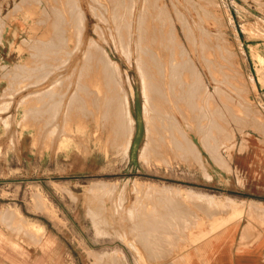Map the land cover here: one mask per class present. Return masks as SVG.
Masks as SVG:
<instances>
[{
  "label": "rangeland",
  "instance_id": "1",
  "mask_svg": "<svg viewBox=\"0 0 264 264\" xmlns=\"http://www.w3.org/2000/svg\"><path fill=\"white\" fill-rule=\"evenodd\" d=\"M120 1L0 0V264H203L223 240L220 234L226 224L264 225V209L247 210L250 203L264 205V95L256 86L251 60L256 45L264 44V0ZM50 6L61 9L56 11L57 16L46 13ZM146 10L151 13L144 15ZM61 13L73 14L72 23L64 21V27ZM48 27L58 29L53 30L55 33L65 29L60 36L67 39L66 49L59 45L51 50L49 40L54 33L51 35ZM89 42L97 46L95 50L89 48L90 54L107 58L113 67L111 71L109 63L100 66L94 62L85 79L80 77V66ZM42 45L54 53L46 51V55ZM65 51L71 57H65ZM103 66L111 71L113 80L101 77ZM171 66L179 68L177 73L182 77L170 79V72H175L170 71ZM146 74H159L160 78L149 84L154 94H161V104L170 108L171 123L165 129L160 119L165 115L163 105L156 111L149 109L153 129L147 128L142 94ZM44 75L46 84L41 81ZM35 76L39 77L36 81ZM30 79L33 84H29ZM75 85L82 86L78 93H74ZM177 85L182 87L171 93ZM49 89L54 91L51 95ZM108 94L117 97L120 106L127 100L130 103L119 121L126 122L130 114L135 122L125 159L114 137L118 110L106 101ZM170 94L175 102L185 94L181 104L187 100L195 107L191 128L182 123V117L190 114L185 106L182 112L171 110L173 104L167 100ZM55 102H60L59 108H53ZM70 103L73 109L68 107ZM178 120L186 130V143L195 150L184 153L178 148L177 142L184 141L175 136L180 130ZM122 133H128L126 127ZM148 133L155 137L149 140L158 150L155 148L150 160L143 162L140 150ZM135 182L154 186L137 187ZM101 183L107 187L94 190V185ZM37 191L48 200L46 210L33 204L32 196ZM207 195L226 203L231 200L240 209L230 211L219 206L209 210L208 205L194 199ZM137 199L140 203L136 205ZM7 211L41 226L40 241L34 242L19 225L13 228L4 219ZM197 217L204 224L196 221ZM216 219V224L223 227L215 234L216 243L207 246L206 240L197 242L190 237L208 229ZM149 221L156 223L157 229Z\"/></svg>",
  "mask_w": 264,
  "mask_h": 264
},
{
  "label": "bare ground",
  "instance_id": "2",
  "mask_svg": "<svg viewBox=\"0 0 264 264\" xmlns=\"http://www.w3.org/2000/svg\"><path fill=\"white\" fill-rule=\"evenodd\" d=\"M26 1V0H25ZM27 1H29V0H27ZM109 1V0H108ZM111 1V0H110ZM117 1V0H116ZM122 1V0H121ZM120 1V2H121ZM128 1V0H127ZM134 1V0H133ZM204 1V0H203ZM259 1V0H258ZM34 2V1H33ZM113 2H114V0H113ZM130 2V1H129ZM132 2V1H131ZM135 2V1H134ZM146 2V1H145ZM189 2V1H188ZM61 3V2H60ZM70 3V2H69ZM117 3V2H116ZM122 3V2H121ZM124 3V2H123ZM133 3V2H132ZM187 3V2H186ZM209 3V2H208ZM212 3V2H211ZM210 3V4H211ZM21 4V3H20ZM53 4V3H52ZM127 4V3H126ZM181 4V3H180ZM200 4V3H199ZM17 5V4H16ZM78 5V4H77ZM114 5V4H113ZM153 5V4H152ZM201 5V4H200ZM209 5V4H208ZM121 6V5H120ZM123 6V5H122ZM143 6V5H142ZM147 6V5H146ZM145 6V7H146ZM151 6V5H150ZM193 7H194V5H192ZM69 7V6H68ZM67 7V8H68ZM124 7V6H123ZM130 7V6H129ZM136 7V6H135ZM148 7L149 6H147L146 8L148 9ZM199 7V6H198ZM55 8L56 7H52V6H50V7H48V11H46V13H54L55 15L56 14H58L57 12H59V10H61V9H59V10H57L59 7H57L56 8V10H55ZM126 8H128V7H126ZM132 8V7H131ZM134 8V7H133ZM206 8V7H205ZM15 9H17V8H15ZM70 9V8H69ZM123 9H125V8H123ZM156 9V8H155ZM170 9H173V8H170ZM184 9V8H183ZM111 10H112V8H111ZM134 10V9H133ZM143 10V9H142ZM203 10V9H202ZM57 11V12H56ZM68 11V10H67ZM129 11H131V9L129 10ZM140 11V10H139ZM144 11H145V9H144ZM147 11V10H146ZM43 12V11H42ZM41 12V13H42ZM61 12V11H60ZM113 12V11H112ZM123 12H124V10H123ZM132 12V11H131ZM150 12V11H149ZM148 11L147 12H143L144 13V15H145V13H149ZM175 12H177L176 10H175ZM188 12V11H187ZM207 12V11H206ZM40 13V14H41ZM151 13V12H150ZM156 13V12H155ZM203 13V12H202ZM180 14V13H179ZM61 15H62V13H61ZM61 15H59V18H58V20L60 19L61 20ZM63 15H64V13H63ZM62 15V16H63ZM69 15V14H68ZM66 16V15H64V18L62 19V21H58L59 23H60V25H61V22L63 23V25H64V21H66V23L68 24V22H71L72 23V19H73V17H75L73 14H71L70 13V16ZM148 15V14H147ZM156 15V14H155ZM154 15V16H155ZM181 15V14H180ZM204 15V14H203ZM57 16V15H56ZM197 16V15H196ZM54 17V16H53ZM144 17V16H143ZM147 17V16H146ZM145 17V18H146ZM152 17V16H151ZM190 17V16H189ZM57 17H55L54 19H56ZM142 18V17H141ZM153 18V17H152ZM151 18V19H152ZM179 18V17H178ZM199 18V17H198ZM204 18V17H203ZM146 19H148V18H146ZM141 20V19H140ZM149 20V19H148ZM205 20V19H204ZM53 21V20H52ZM52 21H50V22H52ZM145 21V20H144ZM183 21V20H182ZM40 22H43V21H41L40 20ZM55 22V21H54ZM53 22V23H54ZM168 22V21H167ZM179 22V21H178ZM186 22V21H185ZM200 22V21H199ZM65 23V25H64V27L67 25ZM142 23H143V21H142ZM154 23V22H153ZM158 23V22H157ZM169 23V22H168ZM201 23V22H200ZM144 24V23H143ZM145 24H148L147 22L145 23ZM159 24V23H158ZM157 24V25H158ZM177 24V23H176ZM181 24V23H180ZM186 24H187V22H186ZM194 24H196V23H194ZM198 24V23H197ZM57 25H59V24H56V26ZM72 25V24H71ZM70 25V26H71ZM172 25V24H171ZM184 25V24H183ZM183 25H181V26H183ZM49 26H51L50 25V23H49ZM75 27H76V25H74ZM136 26V25H135ZM156 26V25H155ZM160 26V25H159ZM167 26V25H166ZM197 26V25H196ZM52 27H53V25H52ZM55 27V26H54ZM60 27V26H59ZM63 27V28H64ZM143 27V26H142ZM147 27H148V25H147ZM161 27V26H160ZM174 27V26H173ZM188 27H189V25H188ZM49 28V27H48ZM62 28V27H61ZM140 28V27H139ZM138 28V29H139ZM145 28V27H144ZM169 28V27H168ZM182 28H184V27H182ZM203 28V27H202ZM51 28H49V30H50ZM56 28H54L53 30L54 31H57V30H55ZM187 29H189V28H187ZM48 30V29H47ZM48 30V32H50L51 31V35H53V33H54V35H53V37L52 36H50V37H52V39L51 40H49V41H51L52 43H51V46H52V48H51V50H53L54 51V48L55 47H58L59 45L60 46H63L62 48H64L65 47V49H66V45H67V39L65 38V36H64V38H62V36H60V33L62 32V30H59V32L60 33H55L53 30H50L49 31ZM146 30V29H145ZM184 30H186V28L184 29ZM197 30H200V28L199 29H197ZM202 30V29H201ZM64 31H65V29H64ZM64 31L62 32V33H64ZM139 31H140V29H139ZM144 31V30H143ZM150 31V30H149ZM168 30H166V32H167ZM146 32V31H145ZM192 32V31H191ZM203 32H205V31H203ZM203 32H201V33H203ZM61 33V34H62ZM139 33V32H138ZM147 33V32H146ZM150 33V32H149ZM184 33V32H183ZM186 33H188L189 34V31L188 32H186ZM207 33H209V32H207ZM206 33V34H207ZM41 34V33H40ZM148 34V33H147ZM151 34V33H150ZM154 34V33H153ZM152 34V35H153ZM190 34H192V33H190ZM205 34V33H204ZM50 35V34H49ZM152 35H150L151 37H152ZM185 35V34H184ZM187 35V34H186ZM140 37H141V35H139ZM147 36V35H146ZM202 36V35H201ZM206 36V35H205ZM33 37V36H32ZM42 37V36H41ZM45 37V36H44ZM150 37V38H151ZM160 37V36H159ZM187 37V36H186ZM185 37V38H186ZM189 37H190V35H189ZM195 37V36H194ZM194 37H192V38H194ZM139 38V37H138ZM145 38V37H144ZM154 38H156V37H154ZM154 38H152V39H154ZM161 38V37H160ZM164 38V37H163ZM202 38V37H201ZM141 40H142V38H140ZM146 39V38H145ZM176 39V38H175ZM187 39V38H186ZM136 40V39H135ZM139 40V39H138ZM140 40V41H141ZM151 40V39H150ZM157 40V39H156ZM166 40V39H165ZM143 41V40H142ZM146 41V40H145ZM170 41V40H169ZM196 41V40H195ZM210 41V40H209ZM144 42V41H143ZM158 42V41H157ZM26 43V42H25ZM91 43V44H90ZM93 42H89V46L87 47V45H86V48H87V51L85 50V51H83L84 53V55H83V57H82V60H81V58H80V60L82 61L81 63H82V66H80V68H81V74L80 75H82V76H80L81 78H84L85 77V79H86V76H87V74H86V72L87 73H89L90 74V69H91V67L93 68L94 67V62H98V64L99 63H101V65L100 66H102L104 63H109V64H107V66H108V69H110L111 70V67H113L112 66V62L110 63V61L109 60H106L107 58L104 56V58H106L105 60L104 59H102L101 57H99V59H97L96 58V56H94V55H91L92 54V52H91V48L92 47H94V46H96V45H93L92 44ZM140 43V42H139ZM148 43V42H147ZM207 43V42H206ZM222 43V42H221ZM42 44H44V42L42 43ZM136 44V43H135ZM153 44H155V43H153ZM160 44V43H159ZM169 44V43H168ZM189 44V43H188ZM204 44H205V42H204ZM204 44L202 45V46H204ZM47 46L49 45V43H47L46 44ZM45 45V46H46ZM65 45V46H64ZM93 45V46H92ZM207 45V44H206ZM43 46V45H42ZM55 46V47H54ZM213 46H215V45H213ZM97 47V46H96ZM96 47H94V48H92V49H94L95 50V48ZM144 47V46H143ZM156 47V46H155ZM178 47V46H177ZM207 47V46H206ZM45 47L43 46V49H44ZM47 48V47H46ZM50 48V47H49ZM48 48V49H49ZM62 48H61V50H62ZM90 48V49H89ZM214 48V47H213ZM56 49V48H55ZM65 49H63V50H65ZM138 49V48H137ZM141 49H142V47H141ZM154 49H156V48H154ZM174 49V48H173ZM172 49V50H173ZM175 49H176V47H175ZM180 49V48H179ZM200 49H201V47H200ZM207 49V48H206ZM217 49H219V48H217ZM230 49V48H229ZM45 50V52L44 53H46V55H47V52H48V54H51V53H49V52H52V51H47L46 49H44ZM68 50V49H67ZM66 50V51H67ZM97 50V49H96ZM99 50V49H98ZM149 50H151V49H149ZM163 50H164V48H163ZM225 50V49H224ZM36 51H39V50H35V52ZM40 51H42V50H40ZM47 51V52H46ZM66 51H65V53H66ZM69 51V50H68ZM93 51V50H92ZM100 51V50H99ZM141 51V50H140ZM153 51V50H152ZM162 51V50H161ZM202 51H203V49H202ZM201 51V52H202ZM71 52V51H70ZM90 52H91V54H90ZM148 52V51H147ZM151 51H149V53H150ZM169 52H170V50H169ZM37 53V52H36ZM52 53H54V52H52ZM87 53H89V54H87ZM103 53V52H102ZM101 53V56L103 55ZM180 53V52H179ZM228 53V52H227ZM94 54V53H93ZM97 54V53H96ZM143 54H144V52H143ZM203 54V53H202ZM205 54V53H204ZM66 55H67V53L65 54V57H66ZM69 55V54H68ZM67 55V56H68ZM154 55H156V54H154ZM160 55V54H159ZM226 55V54H225ZM70 56V55H69ZM142 56V55H141ZM147 56H149V55H147ZM146 56V57H147ZM219 56H221V55H219ZM33 57V56H32ZM71 57V56H70ZM150 57H154L153 55H151ZM149 57V58H150ZM101 58V59H100ZM139 58V57H138ZM160 58V57H159ZM166 58V57H165ZM205 58V57H204ZM203 58V60H205ZM43 59H45L44 57H43ZM67 59V58H66ZM110 59V58H109ZM170 59V58H169ZM221 59H223V57L221 58ZM105 62H104V61ZM152 61H153V59H151ZM154 60H155V58H154ZM171 60V59H170ZM216 60V59H215ZM224 60V59H223ZM222 60V61H223ZM232 60V59H231ZM230 60V61H231ZM33 61H34V58H33ZM137 61V60H136ZM158 61V60H157ZM201 61V60H200ZM139 62V61H138ZM80 63V64H81ZM140 63V62H139ZM149 63V62H148ZM153 63V62H152ZM151 63V64H152ZM203 63V62H202ZM208 63V62H207ZM210 63V62H209ZM226 63V62H225ZM136 64V63H135ZM145 64V63H144ZM150 64V63H149ZM154 64V63H153ZM152 64V65H153ZM50 65V64H49ZM90 65V66H89ZM106 65V64H105ZM111 65V66H110ZM142 65V64H141ZM156 65H157V63H156ZM156 65H154V67H155V69L157 70V68H158V66L156 67ZM230 65V64H229ZM21 66V65H20ZM34 66V65H33ZM38 66V65H37ZM62 66V65H61ZM70 66V65H69ZM77 66H79V64L77 65ZM109 66H110V68H109ZM144 66V65H143ZM146 66V65H145ZM151 66V65H150ZM177 66V65H176ZM17 67V66H16ZM51 67V66H50ZM59 68V66H55V69L56 68ZM89 67H90V69H89ZM97 68H98V65L96 66ZM151 67H153V66H151ZM171 67H173V68H170V71H174L175 70V72H170L171 74L169 75V77H170V79H172V80H176V79H179L178 77L180 76V77H182V75H180L181 73H177V70L179 69V68H175L174 66H171ZM178 67V66H177ZM15 68V67H14ZM36 68V67H35ZM34 68V69H35ZM44 68V67H43ZM42 68V69H43ZM46 69L47 68H49L48 66H46L45 67ZM53 68H54V66H53ZM62 68V67H61ZM71 68V67H70ZM69 68V69H70ZM103 72L101 73V77L103 78V79H105V78H107V79H109L110 78V80L112 79L111 77H112V74L110 75V73H111V71L110 70H108V69H106V67H104L103 66ZM149 68V67H148ZM214 68V67H213ZM216 68V67H215ZM17 69V68H16ZM26 69V68H25ZM40 69V68H39ZM39 69H38V71L37 72H41V71H39ZM73 69V68H72ZM77 69V68H76ZM101 69H102V67H101ZM227 69V68H226ZM24 70V69H23ZM37 70V69H36ZM35 70V71H36ZM41 70V69H40ZM47 70H49V69H47ZM51 70H53V69H51ZM57 70V69H56ZM98 70V69H97ZM141 70V69H140ZM7 71H10V70H7ZM12 71V70H11ZM10 71V72H11ZM15 71V70H14ZM30 71V69L28 70V72ZM32 71V70H31ZM30 71V72H31ZM54 71V70H53ZM52 71V72H53ZM72 71V70H71ZM73 71H74V69H73ZM92 71V70H91ZM95 71H96V68H95V70H94V73H95ZM142 71V70H141ZM144 71V70H143ZM143 71L142 72H140L141 73V77L142 78H144L143 76H144V73H143ZM158 71V70H157ZM36 72V73H37ZM44 72H46L45 71V69H44ZM99 72V71H98ZM19 73V72H18ZM42 73H43V70H42ZM93 73V72H92ZM97 73V72H96ZM7 74V73H6ZM31 74V73H30ZM34 75H35V73H33ZM39 74H41V73H39ZM39 74H36V75H39ZM56 74V73H55ZM55 74L53 75V76H55ZM58 74V73H57ZM60 74V73H59ZM51 75H52V73H51ZM51 75H49V77L51 76ZM94 75V74H93ZM96 75V74H95ZM97 75H99V74H97ZM3 76L5 77V73L3 74ZM12 76H14V75H12ZM30 76H32V75H30ZM40 76V75H39ZM43 76V75H42ZM57 76V75H56ZM100 76V75H99ZM2 77V76H1ZM48 77V78H49ZM58 77H59V75H58ZM88 77V76H87ZM157 77L158 78H160L159 77V74H154V75H152V76H150L149 74H146V76H145V80H146V83H145V87H144V93H142V94H144V102H145V107H143L144 108V115H145V119L147 118L148 120H147V123H146V125H147V128L149 127V126H151V124L153 123L152 121H149V115H147V114H149L148 112H150L151 110L153 111V110H159L160 108L159 107H161V105H163V109H162V111H164V112H162V114L163 113H165V115H164V117H160V119H161V121H163V129H165L167 126H169L170 125V119H169V116H172V115H170L171 113L169 112V110H170V108H168V107H170L169 106V103L171 102L173 105H172V108H171V110L173 109V108H175V109H177L178 111H180V112H182L181 111V107H183V106H185V108H184V110L185 111H187L188 113H190V114H187V116H185V118L183 119V117H182V120H183V124H186L185 126H186V128H191L192 127V124H191V122H192V119H193V112H195V107L194 106H191L190 105V103L186 100V103H184V105H182L181 104V101H185V98H186V95L185 94H183V95H181V99L179 100V101H176L175 102V99H174V97L170 94V96L171 97H169L167 100H168V102L166 101V99L165 98H163V97H165V96H163L162 98L163 99H165V101L167 102V104H168V106H167V108L169 109H166V107H164L165 105L164 104H161V102L163 101V100H161V94H154L153 93V89H152V86L149 84V83H151L150 81H153V79H157ZM13 78V77H12ZM16 78V77H15ZM25 78V77H24ZM27 78H28V75H27ZM29 78H31V77H29ZM35 78H36V76H35ZM34 78V79H35ZM42 78V80L41 81H44L43 83L44 84H46V80H44L45 78H47L46 77V75H44V77H41ZM80 78V79H81ZM141 78V79H142ZM223 78H224V76H223ZM37 79H39V77L37 76V78L35 79V81L37 80ZM91 79H93V78H91ZM213 79V78H212ZM3 80V79H2ZM82 80V79H81ZM81 80H79V78H78V81H81ZM113 80V79H112ZM144 80V81H145ZM19 81V80H18ZM17 81V82H18ZM27 81V80H26ZM31 81V79L29 80V82ZM34 81V82H35ZM38 81H40V80H38ZM41 81H40V83H41ZM56 81V80H55ZM84 81V80H83ZM88 81H89V79H88ZM115 81V80H114ZM144 81H142V83L144 82ZM216 81V80H215ZM16 82V83H17ZM93 82V81H92ZM213 82V81H212ZM225 82V81H224ZM14 83V82H13ZM24 83V82H23ZM26 83H28V82H26ZM39 83V82H38ZM52 83V82H51ZM58 83V82H57ZM87 83V82H86ZM85 83V84H86ZM113 82H111V84H112ZM217 83H219V82H217ZM216 83V84H217ZM19 84V83H18ZM29 84H33L32 82H30ZM44 84H42V85H38V87L39 86H43ZM14 85V84H13ZM219 85V84H218ZM228 85V84H227ZM37 86V85H36ZM36 86L34 87V88H36ZM52 86V85H51ZM75 86H77V90L74 92V93H78V91H79V89H81L82 88V86H78V85H75ZM85 86V85H84ZM179 85H177L176 87H178ZM181 86V85H180ZM254 86V85H253ZM22 87V86H21ZM29 87V86H28ZM182 87V86H181ZM180 87V88H181ZM13 88V87H12ZM33 88V87H32ZM179 87L178 88H174V89H172L171 90V93H172V91L173 90H175V89H180ZM239 88V87H238ZM14 89V88H13ZM20 89V88H19ZM23 89V88H22ZM21 89V90H22ZM29 89H30V87H29ZM52 89H54V88H52ZM52 89H49L48 91H47V93L49 94V95H51L50 93H52ZM55 89H56V87H55ZM76 89V88H75ZM44 90H46V89H44ZM182 90H183V88H182ZM235 90V89H234ZM63 91V90H62ZM67 91V90H66ZM223 91V90H222ZM239 91V90H238ZM16 92V91H15ZM41 92V91H40ZM54 92V91H53ZM68 92V91H67ZM112 92V91H111ZM11 93V92H10ZM18 93V92H17ZM19 93H20V90H19ZM39 93V92H38ZM38 93H36V95L38 94ZM44 93V92H43ZM57 93V92H56ZM59 93V92H58ZM73 93V95H78V94H74ZM182 93H183V91H182ZM219 93V92H218ZM235 93H238V92H236L235 91ZM62 94H63V92H62ZM69 94V93H68ZM71 94V93H70ZM105 94H107V93H105ZM104 94V95H105ZM109 94H110V91H109ZM109 94H108V96H109ZM223 94V93H222ZM226 94V93H225ZM166 95V94H165ZM27 96V95H26ZM38 96V95H37ZM41 96V95H40ZM53 96V95H52ZM112 96H115V95H112ZM143 96V95H142ZM167 96V95H166ZM39 97V96H38ZM194 98V96L192 95V93H190V98ZM33 98V97H32ZM35 99V98H34ZM37 99V98H36ZM57 99V98H56ZM103 99V98H102ZM106 99V97H104V100ZM119 99V98H118ZM239 99V98H238ZM2 100V99H1ZM39 101V100H38ZM56 101V100H55ZM60 101V100H59ZM102 101V100H101ZM106 101L109 103V104H114L116 107H117V110H118V120H116L115 122H113V127H116L115 128V133L114 132H112V135H113V133H114V137L118 140V143H119V145H120V150H121V152H122V156L121 157H123L124 159L125 158H127L128 157V155H129V151H130V145L132 144V138H133V133H134V130H135V122H134V120L131 118V116H130V114H128L127 112H125L126 114H128V117H127V121L126 122H124V121H119V119H120V115H122V113L126 110H128V109H130V103L128 102V100H127V103L125 104V105H123V106H120L119 105V102L117 101V97H107V99H106ZM161 101V102H160ZM239 101V100H238ZM19 102V101H18ZM43 102V101H42ZM34 103V102H33ZM37 103V102H36ZM226 103V102H225ZM51 104V103H50ZM50 104H48V105H50ZM73 104V103H72ZM71 103H70V105L68 106L70 109L72 108L73 109V107H75L74 105H72ZM182 105V106H181ZM40 106V105H39ZM47 106V105H46ZM52 106V105H51ZM59 106H60V102H58V103H56L55 102V104H53V108L55 107V108H59ZM90 106H92V105H90ZM120 106V107H119ZM151 107V108H148V107ZM1 107V106H0ZM17 107V106H16ZM42 107H43V104H42ZM77 107V106H76ZM93 107V106H92ZM95 107V106H94ZM9 107H7V110H9L8 109ZM40 108H41V106H40ZM44 108V107H43ZM91 108V107H90ZM96 108V107H95ZM241 108V107H240ZM16 109V108H15ZM39 109V108H38ZM45 109V108H44ZM79 109V108H78ZM149 109H150V111H149ZM197 109V108H196ZM6 110V109H5ZM51 111H53V109H50ZM55 110L57 111L58 109H54V112H55ZM64 110H65V108H64ZM16 111V110H15ZM35 111V110H34ZM39 111H41V110H39ZM50 111V112H51ZM72 111V110H71ZM80 111V110H79ZM151 111V112H152ZM177 111V113L178 114H180L179 112ZM244 111V110H243ZM47 112V111H46ZM172 112V111H171ZM43 113V112H42ZM70 113V112H69ZM72 113V112H71ZM245 113V112H244ZM36 114V113H35ZM54 114V116H55V113H53ZM26 116V115H25ZM25 116H23V117H25ZM34 116V115H33ZM53 116V115H52ZM53 116V117H54ZM175 116V115H174ZM41 117V116H40ZM39 117V118H40ZM47 117V116H46ZM52 117V118H53ZM51 118V117H50ZM55 118V117H54ZM25 119V118H24ZM1 120V119H0ZM50 120H52V119H50ZM59 120V119H58ZM216 120V119H215ZM240 120H241V118H240ZM53 121V120H52ZM236 121V120H235ZM10 122V121H9ZM13 123V122H12ZM50 123L52 124V122L50 121ZM178 123L180 124L179 125V129L180 130H178V132H177V134L175 135L176 137H177V135H178V138L177 139H181V140H184V141H179V143L177 142V145H178V148H183V151H184V153L187 151V152H190V150H195L194 149V146L192 145V144H188V143H186L187 141H186V139H185V129L184 128H182V126H181V123H180V121L178 120ZM213 123H215V121L213 122ZM57 123H55V127L57 128V125H56ZM10 125V124H9ZM8 125V126H9ZM42 125V124H41ZM53 125V124H52ZM52 125H50V127L52 126ZM214 125V124H213ZM255 125H257V123H255ZM7 126V127H8ZM32 126V125H31ZM30 126V127H31ZM43 126V125H42ZM53 126V128H55ZM62 126V125H61ZM240 126V125H239ZM29 127V126H28ZM35 127V126H34ZM44 127V126H43ZM123 127H126L127 128V131H128V133H122V131H123ZM24 128H25V125H24ZM64 128V127H63ZM151 128L153 129V127L151 126ZM27 129V128H26ZM41 129V128H40ZM50 129V128H49ZM60 129V128H59ZM28 130V129H27ZM45 130V129H44ZM14 131V130H13ZM48 131H51V130H48ZM47 131V132H48ZM57 131H58V129H57ZM42 132H44V131H42ZM165 132H167V131H165ZM218 132V131H217ZM55 133V132H54ZM58 133H59V131H58ZM58 133L56 134V135H58ZM37 134V133H36ZM62 134V133H61ZM86 134V133H85ZM89 134V133H88ZM151 133H148L147 134V141H146V143L142 146V148H141V150H140V159L141 160H143V162H148L149 160H150V157H151V153H153V151H154V149L155 148H157L156 146H155V144H153L152 143V141L151 140H149L150 138H153L154 136H153V134H151ZM213 134V133H212ZM224 134H225V132H224ZM223 135V134H222ZM16 136V135H15ZM211 136V135H210ZM69 137H71V136H69ZM113 137V136H112ZM167 137V136H166ZM166 137H164V138H166ZM21 138V137H20ZM38 138V137H37ZM53 138V137H52ZM128 138V139H127ZM155 138V137H154ZM9 139V138H8ZM42 139V138H41ZM41 139H40V142H41ZM58 139V138H57ZM65 139V138H64ZM127 139V140H126ZM157 139V138H156ZM209 139V138H208ZM16 140V139H15ZM43 140V139H42ZM48 140V139H47ZM51 140V139H50ZM52 140H54V139H52ZM66 140H68V139H66ZM110 140H114V138L113 139H110ZM117 140H116V142H117ZM173 140H174V138H173ZM203 140V139H202ZM46 141V140H45ZM80 141H81V139H80ZM201 141V140H200ZM204 141V140H203ZM54 142V141H53ZM204 143V142H203ZM202 143V144H203ZM12 144V143H11ZM113 144H114V142H113ZM117 144V143H116ZM126 144V145H125ZM205 144H207V143H205ZM49 145V144H48ZM118 145V144H117ZM224 145V144H223ZM204 146V145H203ZM46 147V146H45ZM53 147V146H52ZM16 148V147H15ZM62 148V147H61ZM176 148H177V146H176ZM207 148V147H206ZM224 148V147H223ZM112 149V148H111ZM185 149V150H184ZM157 150H158V148H157ZM179 150V149H178ZM208 150H210V149H208ZM213 150V149H212ZM216 150V149H215ZM219 150V149H218ZM227 150V149H226ZM86 151V150H85ZM117 151V150H116ZM115 151V152H116ZM180 151H181V149H180ZM228 151V150H227ZM211 153V152H210ZM156 154V153H155ZM154 154V155H155ZM214 154H216V153H214ZM153 155V154H152ZM153 155V156H154ZM211 155V154H210ZM217 155H218V153H217ZM196 157V156H195ZM216 157V156H215ZM221 157V156H220ZM153 158H155V157H153ZM153 158H152V160H153ZM199 160V159H198ZM200 161V160H199ZM219 162V161H218ZM221 165H222V163H220ZM200 165H202V163L200 164ZM223 166L225 167V165L223 164ZM219 167V166H218ZM221 168V167H220ZM136 184H135V186H137V187H139V186H143V185H146V186H152L153 184H151V183H149V184H145V183H140V182H135ZM154 186V185H153ZM104 187H107V185L106 184H104V183H101V184H96V185H94V190H100V189H105ZM98 188V189H97ZM147 190H148V188H146ZM146 189H145V191H146ZM98 190V191H99ZM107 191V190H106ZM186 191V190H185ZM96 192V191H95ZM92 193H93V191H92ZM37 195H39V194H37ZM36 195V196H37ZM93 196H94V193L92 194ZM35 196V197H36ZM40 196V195H39ZM91 196V195H90ZM34 197V198H35ZM122 197V196H121ZM40 198V197H39ZM38 198V200H40ZM138 198V197H137ZM149 198V197H148ZM153 198V197H152ZM36 200H37V198H35ZM168 199V198H167ZM193 199V198H192ZM194 199H196V200H198L199 201V203L201 202V204L203 203V205H208L209 206V210L211 209V207H219V206H223L222 208H231L230 209V211L231 210H234V211H239L238 209H240V206H238V205H236L235 203H230V202H232L231 200H227L228 202L226 203V202H223V201H218L217 200V198H212L211 196H201V197H196V198H194ZM36 200H35V202H36ZM140 200V199H139ZM146 200V199H145ZM151 200V199H150ZM195 200V201H196ZM147 201H148V199H147ZM153 201V200H152ZM170 201V200H169ZM184 201V200H183ZM198 201H196L197 203H198ZM150 202V201H149ZM36 203H40V202H36ZM89 203V202H88ZM138 203H140L139 201H138V199H137V201H136V205L138 204ZM35 204V203H34ZM142 204V203H141ZM144 204V203H143ZM142 204V205H143ZM145 204H148V203H145ZM150 204H152V202H150ZM142 205H140V206H142ZM205 205V206H206ZM241 205H243V203L241 204ZM38 206H40L39 204H38ZM145 206H147V205H145ZM182 206V205H181ZM204 206V207H205ZM208 206H206V207H208ZM247 210H256V209H264V205H261V204H258V203H250V204H247ZM36 207V206H35ZM42 207V206H41ZM40 207V208H41ZM46 207V206H45ZM138 207V206H137ZM147 207H149V206H147ZM214 209V210H216V212H217V209ZM246 208V207H245ZM252 208H255V209H252ZM249 211V212H250ZM215 212V213H216ZM50 213V212H49ZM207 213H209V211L207 212ZM218 214H219V212H217ZM92 214V213H91ZM217 214V215H218ZM48 215V214H47ZM93 215V214H92ZM206 215V214H205ZM209 215V214H208ZM216 215V214H215ZM216 215V216H217ZM215 216V217H216ZM263 216H264V214H263ZM207 217H209V216H207ZM239 217H240V215H239ZM92 218H93V216H92ZM134 218V217H133ZM198 218V220L196 219V221H199L201 218L200 217H197ZM234 217H232V219H233ZM148 219H149V217L147 218V221H148ZM208 219V218H207ZM207 219H206V221H207ZM210 219V218H209ZM208 219V220H209ZM211 219H213V218H211ZM210 219V220H211ZM237 219V218H236ZM125 220V219H124ZM150 220V219H149ZM152 220L153 219H151V222H152ZM146 221V222H147ZM185 221V220H184ZM183 221V222H184ZM212 221V220H211ZM146 222H144V223H146ZM154 222V221H153ZM157 222V221H156ZM186 222V221H185ZM200 222H202L201 220H200ZM216 222H219V219H216V220H214L211 224H210V226L208 227V229H200V230H198L197 232H195V233H193V234H191V238L192 237H194V241H195V238H196V240H197V242H199V241H201V240H203V242H205V240H206V244H207V246H208V244H210V242H215L216 241V239H217V237H216V233H218L220 230H222V228L220 227V226H218L217 224H216ZM149 223H150V221H149ZM203 223V222H202ZM207 223V222H206ZM151 224H153V227H154V225H155V227L153 228L152 226H151ZM196 224H198V222L196 223ZM195 224V225H196ZM201 223H199V225H200ZM204 224V223H203ZM144 225H146L147 226V224H143V226ZM228 225V226H227ZM229 225H231V224H226V227L225 228H227V229H229ZM24 226V225H23ZM142 226V227H143ZM150 226L153 228V229H157V226H156V223L154 224V223H150ZM196 226H198V225H196ZM200 226H202V224L200 225ZM34 227V226H33ZM145 227V226H144ZM40 228V227H39ZM147 228H148V226H147ZM151 228V229H152ZM198 228V227H197ZM196 228V229H197ZM146 229V228H145ZM30 230H32V226H31V228H30ZM195 230V229H194ZM34 231H36L35 229H34ZM41 231V230H40ZM124 231V230H123ZM145 231V230H144ZM40 233V232H39ZM149 233V232H148ZM155 235H158V234H156V233H154ZM149 234H147V236H148ZM151 235V234H150ZM149 235V236H150ZM135 236V235H134ZM152 237V236H151ZM138 238V237H137ZM154 237H152V239H153ZM157 237H155V239H156ZM135 240V239H134ZM154 240V239H153ZM152 241V240H151ZM137 242V241H136ZM141 242V241H140ZM216 243V242H215ZM205 244V245H206ZM201 246H202V244H201ZM203 247V246H202ZM204 248H205V246H204ZM207 248H209L208 249V251L210 250V252H212L213 251V247H207ZM209 253V252H208Z\"/></svg>",
  "mask_w": 264,
  "mask_h": 264
},
{
  "label": "crops",
  "instance_id": "3",
  "mask_svg": "<svg viewBox=\"0 0 264 264\" xmlns=\"http://www.w3.org/2000/svg\"><path fill=\"white\" fill-rule=\"evenodd\" d=\"M251 60L254 64V79L256 86L264 95V44L261 43V45H256L254 57H252ZM34 197L37 198V200ZM38 198L40 200H38ZM32 200L36 208L42 206L40 209H47L48 200L40 191L33 194ZM35 200L40 203H36ZM38 204L40 206H38ZM4 219L7 220L13 228L18 225L21 226L25 234L33 238L32 240H34V242L40 241L43 234L41 226L23 220L17 212L7 211L4 215ZM18 222H22V225ZM31 226L32 230H30ZM34 229L36 231H34ZM220 235L221 237L223 236V240H221V243H219L217 248L212 252V256H207V260L203 262V264H264V225L254 226L241 224L238 227L231 224L229 229L224 228Z\"/></svg>",
  "mask_w": 264,
  "mask_h": 264
}]
</instances>
